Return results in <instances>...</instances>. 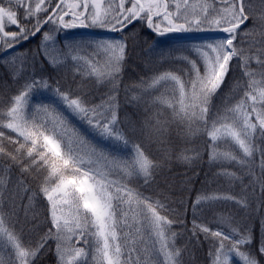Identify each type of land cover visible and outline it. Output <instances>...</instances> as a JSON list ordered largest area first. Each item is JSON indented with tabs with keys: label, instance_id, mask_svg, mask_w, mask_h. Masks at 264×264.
Here are the masks:
<instances>
[{
	"label": "snow or ice",
	"instance_id": "snow-or-ice-1",
	"mask_svg": "<svg viewBox=\"0 0 264 264\" xmlns=\"http://www.w3.org/2000/svg\"><path fill=\"white\" fill-rule=\"evenodd\" d=\"M260 3L264 6V0ZM0 4L4 5L0 6V51L13 49L40 33L41 48L46 53L49 47H54V44L47 43L54 40L49 31L41 32L46 24L55 26L53 32L77 27L121 31L132 20L144 19L160 35L213 30L226 34L223 38L181 50L182 53H194L196 57L193 59L184 54L175 57L186 62L188 73H160L151 78L147 88L162 85L165 90H170V95L161 94L156 100L173 109V114L181 120L200 122L211 141V160L250 165L251 161L245 158L259 153L260 190L264 192V148L260 147L264 144V10L256 14L251 0H7L6 4L0 0ZM66 16L71 19L65 20ZM250 16L256 25L241 29ZM154 17L160 20L154 23ZM10 25H16L18 31H6V26ZM252 34H258L261 39L250 40L245 47V37ZM85 48L83 44L69 45L68 51L62 55L73 61L83 60L90 68L86 74L94 75L97 82H110L112 91L108 99L93 106L70 90L57 88V94L74 115L84 119L101 136L127 147L130 140L117 124L119 102L116 99L125 43L96 42L95 50L107 54L99 67V62L92 63L80 55ZM234 58L247 77L246 87L234 104L226 105L223 111L217 110L210 119L211 98L224 83ZM8 60L15 63V55L9 56ZM253 61L257 69L250 67ZM51 62L63 61L53 58ZM22 69L23 63L17 71ZM46 86L43 78L34 77L25 81L11 99L0 123V137L19 146L14 152H6L0 147V154L19 164L21 172H27L29 168H35L37 172L45 169L39 189L49 203L50 227L34 245L23 240L22 230L16 229L11 214L3 208L7 183V169H4L0 172V250H6L8 258L0 257V264H33L48 240L56 242L58 264H182L181 249L175 246L176 233L170 230L173 221L157 211L163 205L148 202L147 198H141L123 183L125 178L133 176L142 175L145 180L151 177L153 162L141 145L134 144L131 159H109L95 149L82 153L76 147V141L67 134L62 116H53V122L48 124L40 117V112H49L48 108H42L40 112L28 111L30 94ZM234 87H239V82ZM4 128L17 134L14 141L5 137ZM38 144L40 150H37ZM231 145L237 146L243 157L230 150ZM99 159L107 161L106 169L95 166ZM248 171L253 170L249 167ZM120 172L123 176H119ZM113 175L119 178L113 179ZM223 175L236 178L227 170ZM215 200H234L247 206L245 197L237 199L228 193L200 196L195 203ZM220 222L228 224L231 232L212 230L193 221L194 235L200 231L205 238H216L213 264H230L233 255L243 264H258L254 256L240 250L242 245L251 243V235H240L228 217H222ZM145 232L149 234L151 244L144 242ZM81 241L83 245L76 247ZM259 252L264 254V244Z\"/></svg>",
	"mask_w": 264,
	"mask_h": 264
},
{
	"label": "trees",
	"instance_id": "trees-1",
	"mask_svg": "<svg viewBox=\"0 0 264 264\" xmlns=\"http://www.w3.org/2000/svg\"><path fill=\"white\" fill-rule=\"evenodd\" d=\"M6 3L7 0H4V4ZM251 3L256 14L264 10L260 0H251ZM0 6L4 5L0 4ZM22 11L21 9L20 12ZM256 23L250 16L241 29L253 28ZM60 31L61 34L76 35L62 29ZM154 32L157 31L153 30ZM215 32L219 31L181 33L193 35L215 34ZM153 33L148 30L147 24L142 19L131 30L123 33L129 34L131 38L127 44V52L119 74V88L116 94L119 102L117 124L130 143L141 145L154 166L149 179L133 176L125 178L123 183L141 198H147L148 202H159L163 205L157 211L161 216L173 221L170 230L176 233L175 246L181 249L182 264H213L212 252L216 238L211 236L205 238V234L200 231L194 235L193 221L204 224L212 230L219 229L230 233L231 228L228 224L220 222L222 217H228L231 226L236 228L240 235H251V243L242 245L240 250L254 256L258 264H264V254L259 252L260 246L264 244V192L260 190V154L255 153L253 157L245 158L251 161L250 165H239L235 161L211 160L209 146L211 141L207 130L200 127V122L181 120L173 114L171 108L156 100L161 94L170 95V90H165L162 85L147 88L151 78L166 71H175L177 75L187 74L189 66L186 62L175 58L181 55L177 53L175 47L186 43H180L178 38L173 39L171 36L164 40L162 36ZM59 36L55 41V52L57 54L60 52L59 56L62 58L58 61L62 60V63L44 60L43 58L51 57H48V50L46 53L40 49L33 53L29 51L32 56L31 62L26 60L22 71H16V78L13 79L14 71L3 66L2 59L7 56L0 58V123L3 122L2 118L11 99L18 93L22 84L34 77L43 78L47 82L46 93L54 90L57 94V88L62 91L70 90L71 93L85 98L93 106L101 105L108 99L112 91L110 82H97L94 75H87L90 68L84 64L83 60L73 61L70 57L65 58L62 55L67 52L63 47L64 39ZM38 38L14 51L10 56L14 54L17 57L22 51L27 52L25 49L35 44ZM239 39L238 36L237 40ZM260 39L258 34L245 37V47L248 41ZM186 55L196 58L191 53ZM89 60L92 63L100 62L98 57ZM99 64L103 65L102 62ZM250 67L257 69L258 66L253 61ZM201 72H203L202 66ZM246 81L247 77L243 75L237 59L234 58L230 62L224 83L211 98L208 117L211 119L217 110L223 111L226 105L234 104L246 87ZM141 82L144 84L142 85ZM237 82L239 87H234ZM133 96H137L138 99L133 100ZM30 101L36 105L45 103L44 97L40 98L37 90L30 94ZM253 120H255L254 117ZM83 121H77L79 125L69 122L72 129L77 127L79 137L100 135L91 125H86L85 129ZM3 131L5 137H11L13 141L16 139V133L6 128ZM22 139L21 137L20 140ZM18 146V143L0 137V147H3L6 152H14ZM260 147L264 148V144H260ZM37 150H40L39 144ZM220 150L223 151L224 148L221 147ZM230 150L243 157V153L237 146L231 145ZM95 166L105 169L99 161ZM249 167L252 168V172L248 171ZM4 169H7V183L2 198L4 211L11 214L16 229L22 230L23 240L34 245L50 227L49 203L39 189L45 176V169L37 172L35 168H29L27 172H21L19 164L13 163L10 158L0 154V172ZM224 170L234 173L236 178H227L223 175ZM119 176H123V173L120 172ZM119 176L113 175L112 178L117 179ZM212 193H228L237 199L243 196L247 200V206L237 204L234 200L195 203L197 197ZM236 238L238 239L239 236ZM55 243L54 240H48L33 264H58Z\"/></svg>",
	"mask_w": 264,
	"mask_h": 264
},
{
	"label": "rangeland",
	"instance_id": "rangeland-1",
	"mask_svg": "<svg viewBox=\"0 0 264 264\" xmlns=\"http://www.w3.org/2000/svg\"><path fill=\"white\" fill-rule=\"evenodd\" d=\"M68 20V19H65ZM160 19H157V21ZM142 21H144L146 23V21L144 19H142ZM48 28L45 30L49 31V34L52 35L54 37V40L52 41H48L47 43L49 45H53L54 47H49L47 50L49 51V55L48 57H50L49 59H45L44 60H48V61H52L53 58H55L57 61L60 60L62 57L59 56V53L57 54V52H55V45H56V39L58 37V35H60L62 37V39H64V43H63V47L65 48V50L68 51V46L69 45H78V44H83L86 45V48L84 51L80 52V55L82 54V56H86V58L89 59H93L98 57L100 60L99 63H104V59L107 56L106 53L101 52H97L95 50V43L96 42H100V41H123L125 43V52H124V57L125 54L127 52V44L130 41L131 36L129 34H123L117 37H112V38H93L89 37L87 35H83L82 34H76L75 36L72 35H68V34H61V31L59 30L58 32H53L52 29L55 28L54 25H49L47 26ZM92 30L95 31H112L110 29L107 28H98V27H89ZM97 28V29H95ZM71 30H75L78 29L77 28H69ZM153 29V28H151ZM6 31H18V28L16 25H10V26H6L5 28ZM44 30V31H45ZM42 31V32H44ZM114 31V30H113ZM197 34H203V33H197ZM59 36V37H60ZM168 36H171V38L173 39H177V36H173V35H167V36H162L164 38V40H166L168 38ZM223 38V37H220ZM217 38V39H220ZM216 40V39H213ZM213 40H204V41H192V42H180V43H184L185 45H181V46H177L175 47V49H177V53H181V54H189V52L187 51H183V53L181 52V50H187L190 49L193 46H197L200 45L202 43H206L209 41H213ZM25 41V40H24ZM20 44V43H19ZM41 44H42V36H40L37 40V42H35V44L31 45V47H27V49H25L27 52L22 51L20 55H17V60H15V63L11 62L8 60V55L10 56L11 54L7 55V59L4 58L2 59L4 64L3 66L6 68H10L11 71L16 72L17 69L19 68L21 63H24L26 60L31 62V55L29 54V51L33 53V51H36L38 49H40L42 52L44 51L41 48ZM18 45V44H17ZM8 50H4V51H0V56L5 53ZM13 53V52H12ZM194 54V53H191ZM195 55V54H194ZM53 63V62H52ZM2 66V65H1ZM102 66L100 64L97 65ZM46 87H42L41 89L37 90L38 92V96H40V98L44 97L45 103H41L39 105H36L34 103H32L29 99V105H28V111L30 112H40V110L42 108H48L49 112L47 114L40 112V117L45 119V121L48 124H51L53 122L52 118L53 116L59 115L62 116L64 121L66 122V131L67 134L73 138L74 141H76V147L82 152V153H89L92 149H95L97 151V153H103L105 156H107L109 159L112 158H120V159H131L132 155H133V144L129 143L127 147L123 146L122 144L117 143L115 140L112 139H107L101 135H98L100 137H79L78 132H77V127L75 126L73 129L71 128V126L69 125V122L72 121L74 124L76 123V125H79V122L77 121H83L84 119H81L80 117L74 115L66 106L65 104L62 102V100L59 98V96L54 93V90L51 92L46 93ZM173 111V109H172ZM83 124L85 126L86 129V125H90L88 124L85 120L83 121ZM99 163H101L103 165V167L106 169L108 167L107 165V161L104 159H99L98 160ZM141 177H143L141 175ZM66 207V206H64ZM144 242H147L148 244H151V241L149 240V234L147 232H145L144 234ZM74 243V241H73ZM56 244V243H55ZM83 245V241L80 242V244H76V247H80ZM91 256V253H90ZM0 257H3L5 260H7V251L6 250H0ZM230 264H243V261L239 258V257H230Z\"/></svg>",
	"mask_w": 264,
	"mask_h": 264
},
{
	"label": "water",
	"instance_id": "water-1",
	"mask_svg": "<svg viewBox=\"0 0 264 264\" xmlns=\"http://www.w3.org/2000/svg\"><path fill=\"white\" fill-rule=\"evenodd\" d=\"M66 17H69V16H66ZM158 18L159 17H154L153 20H156ZM138 21H139V19L132 20L121 31H102V32H100V31L91 30L90 28H78V29L83 30L84 33L87 36L92 37V38H112V37H116V36L126 32V31L130 30L131 28H133L138 23ZM47 25L48 24L43 26V28L41 29V32L46 28ZM241 27H242V25H241ZM63 30L68 31L69 29H63ZM39 34L40 33H37L35 36L30 37L26 41H23L22 43H20L19 45L15 46L13 49H10V50L6 51L2 55L5 56L8 53H10V52H12V51H14L16 49L23 47L25 44L33 41L36 37H38ZM169 34H178L179 36L183 37L182 41H185V42L213 40V39L220 38V37H222L224 35V33L219 31V32H216L215 34L214 33H203V34H195V35H185L183 33L170 32V33H164L163 36L164 35H169ZM156 35H160V34H156Z\"/></svg>",
	"mask_w": 264,
	"mask_h": 264
}]
</instances>
